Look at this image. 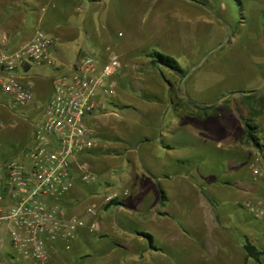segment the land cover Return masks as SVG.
Listing matches in <instances>:
<instances>
[{
  "label": "crops",
  "instance_id": "1",
  "mask_svg": "<svg viewBox=\"0 0 264 264\" xmlns=\"http://www.w3.org/2000/svg\"><path fill=\"white\" fill-rule=\"evenodd\" d=\"M3 1L0 0V7L4 6L1 3ZM174 1L177 10L184 6L190 7L193 12L195 3L203 5L192 0ZM29 2L37 7L38 13L32 22L26 19L19 27L27 22L32 27L31 31L33 28H43L56 40L52 54L58 61L72 64L76 61L74 56L81 50H91L100 63L106 60L103 49L114 29L111 22L105 21L110 0ZM183 12L188 17L194 16L190 11ZM126 23L133 24L134 21L130 18ZM242 23L245 25L247 21ZM94 36L99 39L100 47L95 48L90 43L94 41ZM177 40L172 39L174 43L170 42L171 45L175 46ZM132 44L126 41V50L131 53L134 51V54L139 52L146 55L152 51L150 45L135 44L134 48ZM181 47L183 53L193 52ZM137 48L138 52L134 50ZM164 50L170 51L168 54L175 57L179 53L167 50V47ZM162 69L166 75L176 74L167 67L163 66ZM44 72L43 79L47 82L46 86H50L51 82ZM191 75L187 84L193 81L194 74ZM136 97L133 102H126L125 97L117 98V103L102 102L101 109L113 107L118 116L106 117L101 110L89 118L96 144L75 161L74 171L79 187L64 200L71 214L85 215L88 205L95 204L97 207L95 219L98 229L94 234L85 228L80 230L81 235L76 240L79 251H83L85 246L89 247L92 252H85L84 256L91 264L99 263L95 256V247L99 246L98 255L104 257L103 264H135L140 260L161 262L168 253V244L172 247L195 248L194 252L203 261L212 262L215 259L221 264L257 262L248 257L245 245L250 242L264 251L261 220L250 211L248 205L264 200V179L256 178L252 169L254 163L264 161V153L260 154L258 147L241 138L245 136L246 130L239 113H236L239 123L235 121L228 124L224 112L210 110L208 116L200 118L179 109L178 97L176 99L174 95L169 96V103L161 98ZM137 101L155 105L160 111L142 116L138 114L134 116L138 120H132L126 117V109L136 107ZM176 109L181 114L180 120L173 115ZM116 120L119 122L118 127L113 126L109 130L107 123ZM154 123L155 133L146 134V128ZM142 127L145 128L144 135L133 142L130 133L136 129L140 131ZM235 129L239 132L234 133ZM180 133L193 137L191 142L173 140L174 135L182 137ZM194 138L201 140L195 144L202 148L199 154L192 152ZM210 144L222 149L226 147L224 151L229 154L226 155L229 159L225 157L227 160L222 170L205 166L207 161L203 151ZM83 168L91 172L95 179L86 182ZM226 172L232 175H223ZM125 190L126 194H123ZM114 191L120 194L117 202L104 204L105 196ZM234 217L243 225L233 227L231 223ZM234 230L237 234L233 233ZM140 232L151 233L154 245L151 246ZM100 239H116L117 242L108 241L98 245ZM63 246L64 242L59 241L53 250L62 249ZM61 256L64 257L63 254ZM261 260L264 264V254Z\"/></svg>",
  "mask_w": 264,
  "mask_h": 264
},
{
  "label": "rangeland",
  "instance_id": "2",
  "mask_svg": "<svg viewBox=\"0 0 264 264\" xmlns=\"http://www.w3.org/2000/svg\"><path fill=\"white\" fill-rule=\"evenodd\" d=\"M174 2V0H110L111 7L109 6V11L105 15V21L111 22L110 25L114 29L103 50L106 52V59L110 50L119 53L122 59V69L117 77L118 87L115 97L109 100V103L110 101L117 103L119 97L120 99L125 97L126 102H133L137 95L138 98H143L142 94L145 91L148 92V96L151 94L150 97H152L154 94L165 103H169V96L174 95L176 99L178 97V104L181 103V106L185 105L193 110H196L193 106L194 103L202 106L216 104L217 107L211 109L213 112L214 110L224 112L228 124L235 121L239 123L236 115L237 104H241L243 111L250 115L248 113L249 106L242 103V95L264 93V32L262 28L264 0H208V6L195 3L193 12L190 7L184 6L178 8L179 12L174 6ZM1 3L4 6L0 7V31H6L8 37L10 35V46H16L32 37L36 28L31 31L32 27L27 22L26 25L19 27L26 20V13L20 9L22 0H4ZM10 8L11 10H9ZM183 11H190L194 16L189 15L190 17H188ZM131 15L132 17L128 18ZM130 18L134 21L133 24L126 23ZM244 20L247 21L246 26L242 23ZM120 32L123 34L120 35ZM172 39H178L175 46L170 43L173 42ZM127 40L134 43L131 45L134 48H136L135 44H138L137 46L150 45L152 50L157 49L169 53L170 51L164 50L167 47V50L179 52L176 57L188 72L184 77L176 72V74L166 75L162 67L153 66L150 58L144 53H139L138 48L134 49L138 52L136 54L133 53L134 51L132 53L127 51ZM98 41L99 39L94 36V41L91 40L90 43L97 48L100 47ZM181 45L193 52L183 53ZM84 54L93 55L91 50H81L74 56V59L77 60ZM55 58L57 59V57ZM57 63L59 64L60 61L57 60ZM44 71L52 85L55 67L34 65L27 72L28 76L25 80L33 83L34 99L32 102L21 106L11 100L7 102L5 99L2 101L3 104H0V156L2 158H8L21 152L32 138L34 125L42 116L45 103L53 93L51 85L46 86L47 82L43 79ZM191 74H194L193 81L187 84L188 78H192ZM180 95L185 96L190 105L182 103ZM256 99L258 98L256 97ZM137 104L134 108L126 109V117L135 120L137 118L134 116L138 114L142 116L160 111L155 105L143 104L140 101H137ZM183 107L182 110H184ZM259 108L261 111L254 116V120L261 127L259 136L264 145V106H259ZM101 110L106 117L109 115L118 116V112L113 107L99 111L101 112ZM119 113L123 116L121 111ZM179 114L178 109L173 111L175 118L178 116L180 120ZM143 119L145 118L143 117ZM107 124V128L110 130L113 126L118 127L119 122L116 120ZM154 125L155 123L146 128V134L153 135L155 133ZM140 129V131L136 129L130 133L133 142L144 135L145 128ZM238 132V129L234 130V133ZM180 136L182 137L178 138L174 135L173 140L182 142L185 139L187 142H191L193 138L183 133H180ZM236 137L239 140L238 135ZM241 138L246 142L245 136ZM198 142H201L198 138H194L192 141L194 143L192 152L197 154L201 148V146L195 145ZM224 148L226 149L225 146ZM225 149L210 144L207 150L203 151V154L206 155L205 161H207L205 166L210 169L222 170L225 160L229 159V154L224 151ZM258 151L260 154L264 153V147ZM226 173L222 174L227 177L232 175L230 172ZM259 180L263 179L259 178ZM77 187L79 184L76 181L75 188ZM233 220L234 222L231 223L233 227L243 225L235 217ZM233 233L237 234V231L234 230ZM80 235L81 233L78 238ZM108 241L117 242L116 239H100L98 245L102 242L108 243ZM76 244L77 241L70 248L63 246L62 249L53 250L49 261L45 263L31 260L14 261L11 248L3 247L4 244H0V264H91L84 253L92 251L85 246L84 250L80 252ZM95 246L97 245L95 244ZM166 247L169 250L161 262L140 260L136 263L221 264L215 259L212 262L203 261L194 252L195 248L172 247L168 244ZM98 248L100 249V246ZM98 248L95 247V251H97L95 256L98 264H103L104 257L98 255L100 251L97 250ZM252 262L253 264L257 263L253 260ZM257 264H262V262Z\"/></svg>",
  "mask_w": 264,
  "mask_h": 264
},
{
  "label": "built area",
  "instance_id": "3",
  "mask_svg": "<svg viewBox=\"0 0 264 264\" xmlns=\"http://www.w3.org/2000/svg\"><path fill=\"white\" fill-rule=\"evenodd\" d=\"M55 44L38 27L31 38L10 48L8 34L0 31V104L5 99L21 106L32 102L33 83L25 80L27 72L34 65L55 67L53 93L30 142L21 152L0 161V244L10 247L19 261L45 263L57 242L70 248L81 229L91 234L98 229L95 204L87 206L85 215H78L69 212L64 200L75 190V161L96 144L89 118L101 109L102 102L115 97L122 59L110 50L101 63L84 54L72 64H58L52 54ZM252 169L256 178L264 179V161L254 163ZM83 170L86 182L95 179ZM119 195L118 191L107 194L104 204ZM248 205L261 220L264 242V200Z\"/></svg>",
  "mask_w": 264,
  "mask_h": 264
},
{
  "label": "trees",
  "instance_id": "4",
  "mask_svg": "<svg viewBox=\"0 0 264 264\" xmlns=\"http://www.w3.org/2000/svg\"><path fill=\"white\" fill-rule=\"evenodd\" d=\"M193 1H197L203 5H206L208 6V0H193ZM20 9L23 10L25 13H26V19L29 21V22H32V18L35 16V14L38 13V9L35 5L31 4L29 2V0H22V5L20 6ZM11 10V8L9 9ZM38 28V27H37ZM262 28H263V32H264V21H263V24H262ZM10 48L12 46H9ZM149 58H150V62L153 64V66H158V67H167L171 70H173L174 72L178 73V74H181L183 77L186 75V73L188 72L187 70H185L181 63L179 62V60L171 55V54H168V53H165V52H162V51H159L157 49L155 50H152L151 52H148L146 54ZM151 94H149L148 96V92H143L142 96L144 97H147V99L151 98L150 97ZM143 97V98H144ZM153 98L157 99L158 96L156 95H152ZM256 97L258 99H256ZM180 100H182V103H186L188 105H190L189 101L185 98V96H179ZM242 103L243 104H247L249 106V114L250 115H247L242 107H241V104H237L236 106V110L237 112L239 113L240 117L242 118L243 120V123H244V126H245V130H246V133H245V138H246V141L248 143H251L253 144L255 147H258L260 150L263 149L264 145L263 143L261 142V138L259 136V132L261 130V127L258 123H256V121L254 120V116H256L258 113H260L261 111V108L260 107H263L264 106V93L259 95V94H251V93H247V94H243L242 95ZM111 103V101H110ZM182 104H178L179 106V109H182L183 106H181ZM192 106V105H191ZM194 106V109L196 110H193V109H190L188 107H186L184 105V110H187L190 114H193L194 116L196 117H200V118H203V117H206L209 115V111L211 109H215L217 107L216 104H212V105H199V104H196L194 103L193 104ZM17 154V153H16ZM5 160V158H2V156H0V161L1 160ZM117 202V198H114L113 200H111L109 202V205L110 204H114ZM142 235H144L151 246L154 245V238H153V235L151 233H148V232H140ZM245 250L247 252V255L248 257H252L254 260H256L257 262H262L261 260V256L264 254V251H261L260 249H258L254 244L252 243H247L245 245ZM12 258L14 261H18L19 260H16L15 256L12 254ZM12 260V261H13Z\"/></svg>",
  "mask_w": 264,
  "mask_h": 264
},
{
  "label": "water",
  "instance_id": "5",
  "mask_svg": "<svg viewBox=\"0 0 264 264\" xmlns=\"http://www.w3.org/2000/svg\"><path fill=\"white\" fill-rule=\"evenodd\" d=\"M245 94H247V93H245ZM207 105H211V104H207Z\"/></svg>",
  "mask_w": 264,
  "mask_h": 264
}]
</instances>
